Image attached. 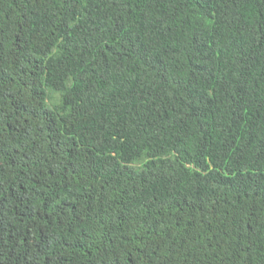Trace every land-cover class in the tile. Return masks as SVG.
Masks as SVG:
<instances>
[{
    "label": "trees",
    "instance_id": "obj_1",
    "mask_svg": "<svg viewBox=\"0 0 264 264\" xmlns=\"http://www.w3.org/2000/svg\"><path fill=\"white\" fill-rule=\"evenodd\" d=\"M0 264H264V0H0Z\"/></svg>",
    "mask_w": 264,
    "mask_h": 264
}]
</instances>
